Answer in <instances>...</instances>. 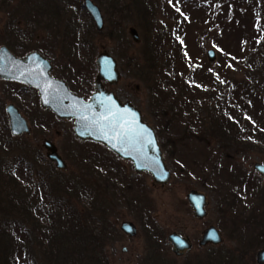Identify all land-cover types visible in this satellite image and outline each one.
I'll return each instance as SVG.
<instances>
[{"label":"rangeland","instance_id":"rangeland-1","mask_svg":"<svg viewBox=\"0 0 264 264\" xmlns=\"http://www.w3.org/2000/svg\"><path fill=\"white\" fill-rule=\"evenodd\" d=\"M93 1L100 6L104 15L102 30L97 29L96 23L83 6L84 0H64V3L57 0L53 11H47L50 15L46 14L45 17L39 11L43 0H0V45H9L18 55H25L31 50L40 51L53 61V73L57 77L65 79L69 86L76 84L80 88H89L84 93L78 92L86 98L94 90L98 73L97 56L104 51L111 52L118 60L121 79L115 85H105L121 100L131 101L141 109L144 119L155 128L172 178L166 184H157L151 173H138L130 160L119 157L105 145L92 140H80L74 132V120L61 119L44 109L35 88L0 78V173H3L0 177V222L12 221V225L16 224L17 230L22 231L21 235L25 232L26 250L31 252L30 255L38 264L57 262L55 256L47 255L49 221L46 217L41 218L44 210L39 207L44 201L58 200L57 197H64L68 205L84 213V217L88 215L91 219H103L108 230H114L112 234L115 235L113 238L110 235L112 239L106 246L110 264H207L218 254L222 258L223 253L248 248L239 235L246 238L245 243L249 235L239 232L245 230L242 224L246 216L250 217L257 198L248 195L239 197L233 191L235 181L231 176L236 167V178L241 179L245 175L244 179L249 180L251 191L254 189V181L264 188L263 177L254 169L255 162H264V141L252 138L256 139L253 146L231 153L230 149H226L228 155L224 156L216 148L215 139L208 132V124L205 125L196 116L198 113L208 116L204 102L210 104L207 96L213 95L212 101L217 99L220 105L229 109L232 116L238 119L239 136L244 141L252 140L256 128L264 126V0H258L260 11L255 16L253 14L251 24L247 23L246 34L232 25L237 17L235 8H220L219 0L203 2L202 13L192 4V0H147L153 4V10L135 5L133 0ZM250 2L237 0L235 7L242 4L241 10L244 11L251 6ZM64 7L66 16L60 19L57 16L60 11L63 13ZM35 8L38 21L32 17L33 14L27 13ZM67 17L72 22L76 19L74 23L81 28L82 35L87 32L91 35V48H81L76 42L80 38L74 39V33L67 35ZM237 22L244 24L239 19ZM161 26L166 27L164 35H171V41L161 45L160 49L169 51L173 48L174 37L180 42L176 48L182 52L178 55H182V58L175 57L177 60L173 64L170 57L169 62L165 61L164 65L160 62L161 67L155 70L150 65L159 62L153 61L158 55L156 48L160 47L155 41L157 28ZM132 27L137 29L139 41L130 32ZM211 48L217 54L213 61L207 54ZM71 63L74 65L71 66ZM168 63L173 68L168 67ZM209 67L215 74L212 75L210 71V82L205 84L201 70ZM175 68L183 70L182 75L178 72L179 78L180 75L182 78L190 77L192 85L201 88L197 93L204 100L200 98L196 101L194 93L187 92V100L193 102L188 108L182 105L173 107L168 102L156 103L153 91L159 89L158 74L162 70L171 76L167 82H162V90L167 92L163 95L166 98L171 93L169 83L176 76L172 75ZM15 89L20 92H14ZM174 94H180V89ZM255 94L260 98L258 108ZM169 99L174 100V97ZM9 103H15L29 119L30 133L20 136L11 134L6 113ZM46 139L56 145L67 163L66 169L57 168L55 162L50 160L49 150L44 144ZM205 149H210L211 154L207 155ZM22 157L25 159L23 165L16 169V177L13 178L10 172L17 158ZM219 164L220 167L232 164L228 169L231 171L226 175H223L224 172L221 174L222 171L218 172L217 169ZM27 165H34L43 171L53 189L50 190L52 198L49 196L45 199L44 193L42 196L34 193L35 183L41 179L35 167L28 169ZM86 168L91 172L85 171L87 176L84 177L83 169ZM106 174L111 176L110 181ZM73 179L89 181L91 191L76 196L65 184ZM58 182L63 183L58 185ZM191 190L207 194V215L203 218L194 215L187 197ZM247 190L246 187L244 191ZM13 191L16 195L20 192L29 198L25 205L31 208L32 213L25 215L22 212V208L16 204L18 201L13 198ZM234 197L240 198L236 206L231 203ZM242 201H249V206L246 207ZM125 220L137 225V235L129 236L121 230L120 226ZM254 223L256 226L250 223L251 227L261 229ZM210 225L220 229L223 242L203 247L200 241ZM95 226L101 225L95 224L92 227ZM42 227L46 231L41 232ZM8 232L3 241L9 240L12 244ZM172 232L191 238L193 247L185 255L178 256L173 252L168 241ZM154 233H158L160 239L157 248L153 250L149 247L152 243L148 237ZM13 239H16L15 236ZM42 241L45 246H40ZM4 246H0V253L4 251L15 254V251ZM124 247H127V251H124ZM261 248H264V240L259 247L246 249L241 256L242 264H259L257 252ZM53 253L56 254V251ZM70 253L76 254V251L70 249Z\"/></svg>","mask_w":264,"mask_h":264},{"label":"trees","instance_id":"trees-1","mask_svg":"<svg viewBox=\"0 0 264 264\" xmlns=\"http://www.w3.org/2000/svg\"><path fill=\"white\" fill-rule=\"evenodd\" d=\"M56 1L57 0H43V2L39 5L40 7L39 11L42 17H45L46 14L50 15V13L47 11L49 10L53 11V6L55 5ZM61 1L64 3V0H61ZM133 1L135 2V5H139V6L142 5L143 7H145V9L147 8L152 9V10L154 9L153 4H150L147 0H143V1L133 0ZM192 1H193L192 4L197 6L201 13L204 12L203 2H208V3L213 2L212 0H192ZM239 1L246 2V0H239ZM197 2H201V3L199 5H196ZM235 2H237V0H219L218 5L220 6V8H224V9H229L230 6H233L235 8L237 17L232 22V25H235L234 28L237 27L236 29L239 32L242 31L243 33L245 32L246 34L248 33V29H246L247 23L251 24V20H253V14L255 16L257 12L260 11L261 4L258 0H251L250 2L251 6L245 9L244 11H242L241 10L242 4L236 5L235 7ZM27 13L33 14L32 17L38 21L37 19L38 14L36 13V8L30 12L27 11ZM28 16H31V15H28ZM62 16H66L65 7H64L63 13L62 11H60V15L57 17L61 19ZM237 19H239L241 22L244 21V24H239L237 22ZM75 21L76 19H74L73 22L70 21L69 19L67 20L66 25H65L66 31H68L67 35L74 33V39H76L77 37L80 38V40L76 42L81 48H84V49L91 48L93 46L91 35L88 32L82 35L80 32L81 28L78 26V24L74 23ZM165 29L166 27L164 28L162 26L160 28H157L158 35H157V39L155 43L157 44V46L160 45V47L156 48L158 55L156 56V60L153 62L157 63L158 60L159 62L158 64L150 65V68L154 67L156 68L155 70L161 67L160 62L164 65L166 64L165 61L172 59V62L174 64L175 63L174 60H177V58L178 59L182 58V55L178 56L179 53H182V52H180V50L176 48V46L179 45L180 42L178 39H174V37L172 39L173 41L175 40V42L173 43V48L169 49V51H164V49H160L161 45L167 42L170 43L171 41V35L168 37L164 35V32L166 33ZM262 33H264V31ZM72 65L74 64L71 63V66ZM168 67H171L170 63H168ZM179 71L180 70L176 68L173 70L172 75L173 76L176 75V76L175 78L171 80L173 82L169 83L171 86L170 87L171 93H168L169 95L166 98H164L163 96L167 92H163L162 82L164 81L167 82L168 77L170 75H167V72L165 71H162V70L160 71V74H158V77H157L159 89L158 91H153L154 93L153 99L156 101V103L163 104L164 102H168L173 107L177 105H182L184 108H188L189 106L193 104V102L190 99L187 100V97L185 96L187 92L188 93L193 92L195 97L197 98L196 101L200 100V98L202 100L205 99L204 97H202V95L198 96L197 90H201V88L194 87V85H192V79L190 77L182 78L181 75L183 74V70L180 71L181 73L180 78L177 76ZM201 71L203 72L202 79L205 84L207 83V81L210 82L211 77H210L209 72L211 71L212 75L215 74L213 72L214 70H212V68L210 67L207 70H201ZM68 77H71V75H68ZM214 77H216V75ZM15 84L18 85V83L16 82ZM70 87L74 91L80 92V93H84L87 89H89V88L77 87L76 84H72ZM178 89H180V94L175 95L174 93L178 91ZM14 92L18 93L20 92V90L15 89ZM250 93H251V90H250ZM204 94L206 95V93ZM253 94L254 93L252 92V95ZM212 96L213 95L207 96V99L211 101L210 104H207L206 102H204V104L207 106L206 109L208 112V116L207 117L201 116V114L198 113L196 117H198L200 121H203L205 125L208 124L209 126L208 132L210 136L212 137V139H215L214 144L216 148L219 151H221V154H223L224 156L228 155V152L226 151V149H230L229 153H231L234 150L241 151L242 149H247L253 146L256 143L254 142V140L256 141V139H252V138H257L259 141H264V126L262 127L258 126L256 128L255 130L256 135L251 136L252 140L248 139L247 141H244V139L240 138L239 131H238V119L232 116V113L229 109L225 108L223 105H220L217 99L215 101H212L211 99ZM169 97H174V100H170ZM254 97L256 100V107L258 108L260 105V98L257 94H255ZM205 150L207 151V155L211 154L210 149H205ZM219 151L216 150V152H219ZM96 155L97 154L95 152V156ZM210 158L212 159V157ZM24 160H25L24 157L17 158L14 169L10 172L11 177L13 178L16 177L15 176L16 169L21 168ZM214 163L216 166V161ZM231 165L226 166V167H223L221 165L222 167H220V164H219L217 166L218 172L222 171L221 174L224 172L223 175L228 174V172L231 171V170H228ZM9 167L11 168V165H9ZM33 167L35 166L27 165L28 169H32ZM233 169H234L232 171L233 176H231L232 179L235 181L233 191H235V193L239 195V197L248 195L250 197L254 196L255 198H257V202L251 210L252 212L250 213V217L246 216V220L242 224V228L245 230L241 233L239 232V234H242V235L243 234L249 235V239L247 240L246 243L244 242V239L246 238L239 235V237H241L242 239L243 244L246 245L248 248H242L241 250L235 249L234 251H230L228 254L223 253L222 258L218 254V256H213L211 258L210 263H207V264H242L241 256L245 254L246 249L257 248L261 245V243L264 240V188L259 186V184L254 181L252 185V188L254 189L251 191L250 184L248 182L249 180L247 181L246 178L244 179L245 175L242 176L241 179H237L235 176V174L237 173V169L236 167H234ZM34 170L39 174V178L41 179L39 180V182L35 183L36 191L34 193H36L37 195H41V196L44 193L46 197L43 196V198L45 199L49 198V196L50 198H52L50 190H53V189L51 187L50 182L47 180V178H45L46 176L43 174V171L41 169H38L37 167H35ZM83 170H84V173H83L84 177L87 176L85 171L91 172L89 168H86ZM2 174L3 173H0V177L2 176ZM106 175L109 176L108 174ZM107 179L110 181L111 176H109ZM225 179L227 178L225 177ZM225 181L229 182L228 180H225ZM61 183L63 182H58V185H61ZM65 184H68V186L70 187L69 190L74 192L76 196H79L84 192L91 191V186H90L89 181H84L81 179H73L71 181L69 180L68 182H65ZM246 187L248 188V190L245 192L244 190H246ZM12 193L14 194L13 198L15 199V201H18L16 204H18V206L22 208L23 211L22 210L21 211L24 214L32 213L31 208L25 205V203L28 202L29 198L22 196L20 192L18 193L19 195H16L14 191ZM56 199L58 200H49L48 202L44 201L41 204V206H39V207H42V210H44L43 214L41 213V218L44 219V217H46L48 218V221H49V226H48L49 235L47 236L49 238L48 245L42 244L44 240L40 243V246L46 245V247H49V252L47 253L48 257L50 255L55 256L57 258V262L55 264H110L108 255L106 253V246L109 240L114 237L115 234H112L114 230H111L110 228L108 230L106 226L107 223L106 221H103V219L102 220L97 219V217L96 218L93 217V219H91L88 215L84 217V213L79 212V210L73 207L72 205H68L67 203L68 201L65 200L64 197H61V198L57 197ZM239 199H236L234 197V200L231 201L232 205L236 206V202L237 200L239 201ZM243 203L246 204V207H248L250 204L249 201H246ZM34 209L37 210L38 208H34ZM254 221L259 227H261V229H259L258 227H255L256 225ZM57 223H60V224L56 225ZM250 223L254 224L255 226L251 227ZM95 224H100L101 226L99 227L95 226V228H93L92 226H94ZM0 225H2V228L0 230V235H1L0 246L6 245L8 246L9 250L12 249L13 251H15L14 255L9 254L8 252L4 253V251H2V253H0V264H38L36 262V259L30 255L31 252L29 253V251L26 250L27 238H25V232L24 234L21 235L22 231H18L17 225L16 224L12 225V221L4 220L0 222ZM8 229H9V232H8ZM258 229L259 231H257ZM40 231L41 232L46 231L45 227H42ZM7 232H8L9 237L12 238V244L9 242V240L3 241V237L7 238L6 237ZM147 234L149 235V233ZM110 235L112 236V238ZM14 236L16 239H13ZM41 236H43V234H41ZM159 236L160 235L158 233H154L153 235L150 234V236L148 237V240L152 243L149 246L151 249L154 250L155 248H157V243L159 241L158 239H160L158 238ZM6 246L4 247L6 248ZM70 249H73L74 251H76V254L70 253ZM55 251H56V254L53 253ZM0 252H1V249H0ZM18 252H21V253L19 254Z\"/></svg>","mask_w":264,"mask_h":264},{"label":"water","instance_id":"water-1","mask_svg":"<svg viewBox=\"0 0 264 264\" xmlns=\"http://www.w3.org/2000/svg\"><path fill=\"white\" fill-rule=\"evenodd\" d=\"M83 6L92 16L97 29L104 27V15L93 0H84ZM134 39L139 41L136 28H130ZM210 60L217 57L211 48L207 52ZM98 73L94 90L89 98L73 91L67 81L53 74V62L37 50L25 56L15 55L6 45L0 46V78L24 83L37 90L43 108L50 109L59 118L73 119L74 131L80 140H92L102 143L119 157L133 162L138 173L150 172L157 184H166L172 178L165 153L159 142L155 128L144 119L141 109L130 101H122L114 91L107 89L104 81L117 84L121 79L118 60L109 51L101 52L97 58ZM9 127L13 136L31 132L28 118L15 103L6 106ZM48 157L56 163L57 168L66 169L67 163L59 154L56 145L46 139ZM255 168L264 175V162H256ZM188 200L194 215L203 218L207 215V194L191 190ZM121 230L129 235L138 234L137 225L130 220L121 224ZM172 250L176 255L189 251L193 244L189 236L172 232L168 236ZM223 242L220 229L210 225L203 233L200 245H219ZM127 251V247H124ZM257 262L264 264V248L257 252Z\"/></svg>","mask_w":264,"mask_h":264},{"label":"flooded vegetation","instance_id":"flooded-vegetation-1","mask_svg":"<svg viewBox=\"0 0 264 264\" xmlns=\"http://www.w3.org/2000/svg\"><path fill=\"white\" fill-rule=\"evenodd\" d=\"M1 45H6V44H1ZM1 45H0V46H1ZM6 46H7V47L10 49V51H12L15 55L20 56V57H23V56H25V55L28 53V52H27L25 55H18V54L15 53L16 51H14L13 48H10L9 45H6ZM31 51H32V50H31ZM37 51H38V50H37ZM39 52H40V51H39ZM40 53H41V52H40ZM41 54H42V53H41ZM43 55H44V54H43ZM53 74H54V73H53ZM54 75H55V74H54ZM55 76H56V75H55ZM119 81H120V80H119ZM105 83H108V84H110V85H113V84H111V83H109V82H107V81H104V85H105ZM114 85H115V84H114ZM105 87H106V85H105ZM106 88H107V87H106ZM73 91H74V90H73ZM75 92H76V91H75ZM83 96H84V95H83ZM89 96H90V95H89ZM117 96H118V95H117ZM84 97H85V96H84ZM118 97H119V96H118ZM85 98H86V97H85ZM130 102H131V101H130ZM131 103H132V102H131ZM132 104H133V103H132ZM133 105H134V104H133ZM136 107H137V106H136ZM137 108H138V107H137ZM257 162H263V161H257ZM255 163H256V162H255ZM255 163H254V169H255V171H257L256 168H255ZM257 172H258V171H257ZM258 173H259V174L263 177V179H264V175H263L261 172H258ZM189 238H190V237H189ZM190 240H191V238H190ZM191 242H192V240H191ZM192 244H193V242H192ZM201 246H202V245H201ZM203 247H204V246H203ZM191 249H192V248H191ZM191 249H190V250H191ZM190 250H189V251H190ZM186 252H188V251H186ZM186 252H185L184 254H182V255H185ZM182 255H178V256H182Z\"/></svg>","mask_w":264,"mask_h":264}]
</instances>
